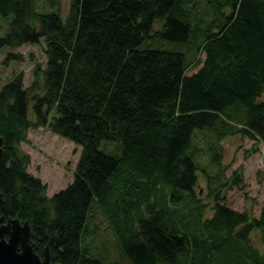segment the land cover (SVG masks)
<instances>
[{"label":"trees","instance_id":"16d2710c","mask_svg":"<svg viewBox=\"0 0 264 264\" xmlns=\"http://www.w3.org/2000/svg\"><path fill=\"white\" fill-rule=\"evenodd\" d=\"M44 12L35 0H0V17L12 16L0 50L43 42L46 55L34 72L43 81L30 87L42 93L29 95L22 74L0 89V215L27 221L52 264H101L81 246L94 203L134 264H264L251 241L259 231L264 246V203L252 218L216 194L203 217L192 144L196 131L212 130L264 146V0H71L65 18L60 7ZM153 34L186 43L195 60L141 49ZM191 62L199 68L187 75ZM37 128L81 149L73 181L51 197L19 147ZM102 140L121 143V154L102 152ZM207 149L219 165L221 146ZM163 183L171 191L160 201Z\"/></svg>","mask_w":264,"mask_h":264},{"label":"rangeland","instance_id":"374dc122","mask_svg":"<svg viewBox=\"0 0 264 264\" xmlns=\"http://www.w3.org/2000/svg\"><path fill=\"white\" fill-rule=\"evenodd\" d=\"M39 11L44 13L56 12L60 7L63 18L66 17L71 0H35ZM199 5H203V2ZM12 16L0 17V37L9 30ZM160 25L155 24V29ZM155 32V31H154ZM44 43L38 45L24 44L11 49L4 47L0 50V89L12 81L17 74L23 75V86L28 89L29 95L42 90H31L35 81V71H42L46 66ZM188 45L177 41L159 38L156 34L145 39L141 49H155L181 52L186 60L194 61V55L188 52ZM21 54L22 60H6L7 54ZM204 57V54L201 55ZM199 67L189 65L187 75L194 74ZM42 83V76L36 79ZM258 101L264 102V92ZM32 103L29 104L28 118L33 120ZM221 146L220 164L211 163V152L207 148ZM192 144L201 151L194 153V160L198 166V182L194 196L203 206V217H210L211 207L218 201L229 208L247 212L250 217L257 218L264 203V146L258 140L246 135L235 133L217 139L212 130L196 131ZM22 152L29 154L30 164L27 171L39 178L47 187L46 195L51 197L56 192L64 189L73 181V174L80 156V147L74 142L52 133L47 128L30 129L25 141L19 144ZM121 143L118 141L102 140L100 150L106 154L119 156ZM212 150V149H211ZM219 166V167H218ZM204 169V171H203ZM207 173V176L205 175ZM236 173L241 181L231 183L228 179ZM161 189L156 194L161 201L165 194H170L171 187L160 184ZM182 204H185L188 193L182 191ZM169 200V199H168ZM186 208V207H185ZM187 209V208H186ZM251 241L260 250L264 246L260 240L259 231L251 234ZM81 246L86 254L98 260L101 264H134L121 248L116 230L110 220L109 211L103 210L98 203L92 204L82 234Z\"/></svg>","mask_w":264,"mask_h":264},{"label":"water","instance_id":"95a60500","mask_svg":"<svg viewBox=\"0 0 264 264\" xmlns=\"http://www.w3.org/2000/svg\"><path fill=\"white\" fill-rule=\"evenodd\" d=\"M3 146V138L0 137V157L4 151ZM2 198L0 193V201ZM31 236L27 221L21 222L18 218L0 215V264H52L49 248L45 247L40 255L36 252L37 245Z\"/></svg>","mask_w":264,"mask_h":264}]
</instances>
